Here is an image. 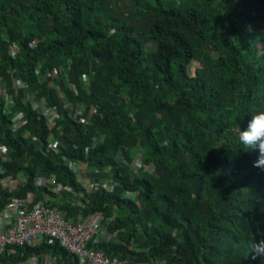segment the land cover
I'll return each mask as SVG.
<instances>
[{
    "label": "trees",
    "instance_id": "16d2710c",
    "mask_svg": "<svg viewBox=\"0 0 264 264\" xmlns=\"http://www.w3.org/2000/svg\"><path fill=\"white\" fill-rule=\"evenodd\" d=\"M263 14L264 0H0V75L10 89L13 76L25 80L59 113L50 126L20 97L13 112L25 122L14 130L0 102L10 155L0 177L25 181L15 191L0 185V209L33 192L31 205L47 199L71 221L101 214L117 238L97 249L130 262L264 264L250 253L264 237V172L253 167L258 149L238 140L264 111ZM37 64L58 70L51 86ZM65 100L98 105L91 123L74 120ZM64 157L86 163L93 181L112 180V190L85 191ZM51 176L61 190L36 184ZM41 253L81 264L48 238L13 246L0 264Z\"/></svg>",
    "mask_w": 264,
    "mask_h": 264
},
{
    "label": "built area",
    "instance_id": "2783aa9c",
    "mask_svg": "<svg viewBox=\"0 0 264 264\" xmlns=\"http://www.w3.org/2000/svg\"><path fill=\"white\" fill-rule=\"evenodd\" d=\"M38 41H33L32 46L36 47ZM20 51L19 46L15 43L10 45L8 52L11 56H16ZM71 60H67V66L61 67V70L67 72ZM41 65L35 66V72L40 77L49 80V85L52 82L50 78L57 75L58 70L55 68L46 73L41 72ZM89 76H84L83 81L86 86L89 83ZM12 87L10 89L4 76L0 75V102L2 111L5 114L12 115V128L17 130L22 127L25 122L23 112H13V107L16 106V99L22 97L31 101L32 107L38 109L41 115L47 118L50 126H54L57 117H59L56 106L46 105V98H37V93L30 90L29 84L23 79L12 77ZM65 107L73 109L70 112L72 118L76 121H82L85 125L91 123L90 117L98 110V105L90 104L73 106L68 100H65ZM88 112L87 117H80L84 112ZM49 146L58 151L57 142L53 135L49 137ZM89 150V147H87ZM122 153V152H121ZM121 156V154L119 155ZM66 159L69 168L76 174L85 191L92 192L98 187H104L108 191L113 188V182L109 179H104L101 182H96L84 174V165L86 163H76L73 160ZM10 160L9 148L6 144L0 141V173L5 171L3 164ZM133 165L139 169L142 163L135 161ZM146 170L151 171V165L144 166ZM20 182H25L24 177L1 176L0 185L9 191H15ZM36 184L52 185L55 191L62 189V186L56 182L54 176L50 178L39 177L36 179ZM100 185V186H99ZM131 198H134L129 195ZM35 198L33 192H28L27 198L13 197L3 209H0V255L3 253L10 254L13 252V246L23 245H38L43 239L57 240L63 248L68 250L72 255L77 256L81 264H149L144 262H130L112 258L105 252L97 249L101 241H111L117 238V234L108 232L107 225L104 224V217L101 214H92L86 218L79 217V220L71 221L66 216V213L57 206L48 205V200L36 201L31 205ZM148 252V251H147ZM16 264H58L57 257L49 253L34 254L21 260Z\"/></svg>",
    "mask_w": 264,
    "mask_h": 264
},
{
    "label": "clouds",
    "instance_id": "9594fccd",
    "mask_svg": "<svg viewBox=\"0 0 264 264\" xmlns=\"http://www.w3.org/2000/svg\"><path fill=\"white\" fill-rule=\"evenodd\" d=\"M238 140L246 151L258 149V157L253 162V167L264 172V111L252 114L247 128L240 129ZM250 248V253H255L253 259L256 256H264V237L255 240Z\"/></svg>",
    "mask_w": 264,
    "mask_h": 264
},
{
    "label": "rangeland",
    "instance_id": "374dc122",
    "mask_svg": "<svg viewBox=\"0 0 264 264\" xmlns=\"http://www.w3.org/2000/svg\"><path fill=\"white\" fill-rule=\"evenodd\" d=\"M263 28H264V14L262 15V17H261L260 20L258 21L255 30L257 31V30H261V29H263ZM146 46H147V49H148V50H153V49H154V47L152 46V44H148V45H146Z\"/></svg>",
    "mask_w": 264,
    "mask_h": 264
}]
</instances>
